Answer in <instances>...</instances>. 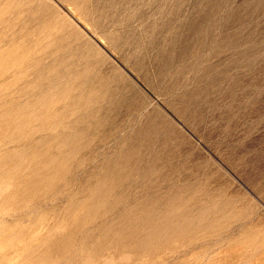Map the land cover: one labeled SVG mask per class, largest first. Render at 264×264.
<instances>
[{"label":"rangeland","instance_id":"obj_1","mask_svg":"<svg viewBox=\"0 0 264 264\" xmlns=\"http://www.w3.org/2000/svg\"><path fill=\"white\" fill-rule=\"evenodd\" d=\"M74 1L28 0L54 18L47 36L21 23L26 0H0V264H264V0ZM59 43L87 58L89 107L38 99L34 77ZM133 149L112 183L110 162ZM137 156L154 170L140 176ZM101 180L123 199L111 213L87 205ZM177 189L221 204L205 217L216 225L140 250L107 225Z\"/></svg>","mask_w":264,"mask_h":264},{"label":"bare ground","instance_id":"obj_2","mask_svg":"<svg viewBox=\"0 0 264 264\" xmlns=\"http://www.w3.org/2000/svg\"><path fill=\"white\" fill-rule=\"evenodd\" d=\"M24 2H25V0H24ZM27 2H28V0H26V5H22L21 7L19 6L18 9H17V11L19 12V14H22V17L20 19L21 23H23V22L26 23V22L32 21L33 24H37L38 23L40 25V27L43 29L42 31H45V30H48V29L53 30L52 28H49L51 26V23H50L51 20L50 19H52V18H49L50 16L48 17L47 15H45V17H47V18L44 19V15L42 14V16H43L42 17L40 11L38 12V10H37L38 7H36V5H28ZM68 2L71 4L70 1H68ZM74 2L75 1L73 0V3L72 4H74ZM14 4H13V6H14ZM22 4H23V2H22ZM53 19H52V21H53ZM55 24L56 23H54V25ZM56 28H58V27H54L55 30H56ZM55 30H53V31H55ZM47 36H48V33H47ZM50 36L47 37V38L50 39ZM51 38H52V36H51ZM54 41H58V38L56 40H54ZM56 47L57 48H61V50L60 51H54V53H55L54 56H51L50 55V58H48L47 61H44L43 63L41 62V64H42L40 66L41 69H40V71L36 72V77H34L35 79L37 78L36 80H40L41 77H43L44 80H43V78H42V80H43V82H46V85H47V87H41L38 90V92H37L38 99L40 101H43L44 99L45 100H49V98L52 96V94H55L57 97L60 98L61 95L65 94V93H67V94H71L72 93L71 94L72 95L71 96V99H72L71 103L73 102L72 105L74 107L72 109H76V110L79 109L80 106H83L85 108V107H89L90 105L96 103L97 101H96L95 97L92 95V93H93L92 91L93 90H92V83L90 82L91 81L90 77H88V79H87L85 77V75L82 76L83 73H85V72L88 71L87 68L89 67L88 62L86 61L87 58L81 55L82 50L79 47H71L69 44H66L65 45V44H61V43L56 44ZM57 48H55L54 50H57ZM58 65L63 66L62 67L63 69H58V68L56 69L55 67H57ZM52 69H53V71H52ZM49 70H51L52 75L46 74ZM37 74H39V76H37ZM81 78H84L85 79V85H84V87L82 89H79L78 90V88L76 87L77 86V84H76V86L74 87V89L71 87L72 89L70 91L69 90L70 86L71 85H74L76 82L80 81ZM98 81H99V79H98ZM78 87H80V86H78ZM56 90H58L59 94L56 92ZM74 91L76 92V94H75ZM97 94H95V95H97ZM101 95H104V94H101ZM54 98H55V96L53 97V100H54ZM97 99L100 100L98 97H97ZM44 103H46V101ZM50 103L51 102L48 103L49 106H47V109L50 108V106H51ZM28 108H29V106H28ZM28 108H27V110H28ZM50 110L51 109H49L47 111H50ZM82 110H84V109H82ZM83 112L85 113V111H83ZM88 113H90V112H88ZM88 113H87V110H86V113L85 114L87 115ZM91 114H93V113H91ZM91 114L89 116H92ZM5 124H11V123L5 122ZM58 125H59V123H58ZM58 125H57V127H59ZM140 137L141 136L138 133V135L136 134V137L135 138L136 139L138 138V140H139ZM147 139H149V138H147ZM139 142L143 143V144H140V146H144V147H146V146L148 147L149 146V143L146 144V143L142 142V140L141 141L139 140ZM146 142H148V141H146ZM147 151H148V149H147ZM136 152L138 153L139 150L138 149L130 150V153H128V152L125 153L124 156H120V159H117V160H114V161L110 162V164H112L111 166H113L115 168H113V170L108 169V172H106V174H105L106 176H108L106 178H109V176H111L109 178V180L113 181L112 183L115 182L116 185H117V183H119V182H116L118 177H119L118 180L124 179L125 174H128L130 172V170L127 169V166H128L127 164H128V161H129L127 159L128 158L131 159L132 155H134L133 153H136ZM150 152H152V151H150ZM136 155H134V156H136ZM133 159L136 160L135 167H137V168L135 170L138 171V173H139L140 176H145V174L147 172L154 170L152 168L153 166L150 165V164H148V166H150V167L147 168L146 170H143V171L142 170H139L140 169L139 168V163L142 162V159L143 158L141 159L140 156H137V157H134ZM113 162L116 163V165L115 164L113 165ZM133 164H134V162H133ZM109 168H111V167H109ZM151 174H152V172H151ZM106 181L108 182L107 179H106ZM96 186L97 187L94 189V193L97 191V193L99 195H101V198L99 197V200H95L94 197L90 196L92 199L93 198L94 199L91 200V201L89 200L90 202H87V205L88 206L91 207L92 205H95V204H97V205L98 204H100V205L107 204L108 205L107 208L109 207V210L107 208H106V210L109 211V213H111L112 210L115 209V207L117 205H122L123 204V199L122 198H117L116 197V200L110 198L111 195L114 194L115 187H118V186H115L114 188H112L113 187L112 185H109V186L105 185V186H103V181L102 180L100 182H98V184ZM186 193H187L186 192V189H182V190H178L177 189V190H174V191L170 192L167 195H164L163 197H159V199H150L146 195L145 198H143L142 200H140V201H138L136 203L128 202V204L126 206H127V209H128V207H129V209L128 210H125V208L122 209L123 211L121 213H118L117 215H115L113 217V219H111L112 222L109 223V224H107V225L110 226V225L115 224L117 222L120 223L121 226H122V230H120V232H121L120 234L123 235L126 239H129L130 241L133 240V243L132 244H134L135 247H138L139 250L142 247L144 248L146 246V244H147L148 241H153V242L157 243V242H159L160 239H163V238H167V239H169V238L170 239L171 238H181V237H184L187 234H192L194 232H198V230H201V229L203 230L204 227H205V229L206 228H210V227H214L216 225V224H214L215 222L211 226L210 224L205 223V217H207L208 215H212L214 217H217L218 211L221 209V206L222 205L221 204H218L215 201L214 202H208V204L200 205L199 199L197 200L194 197L193 198H189L188 197L189 195H187ZM190 201L193 202V203L198 202L199 204L198 203L191 204ZM188 203H190L191 205L188 206L187 205ZM85 206L86 205H84V207ZM110 206H111V208H110ZM124 207H125V205H124ZM225 207H227V206L224 205V208ZM128 213H129V215H128ZM134 213H135V215H139V216L136 217V218L131 219L129 216L132 215V214H134ZM136 213H138V214H136ZM135 215H133V216H135ZM226 216H227V214H225V215L222 214V217H226ZM239 228H241V227H239ZM239 231H240V229H239ZM230 235H231V233H230ZM240 235L241 236L242 235L243 236L244 235L247 236V234H240ZM218 238L221 239L220 236ZM242 238H243L244 241H242V239L240 237V239H241V241H239L240 243L241 242H245V238L244 237H242ZM238 240H239V238H238ZM248 241L251 242L250 239ZM124 243L126 245L128 244V242L127 243L124 242ZM240 243H239V245H240ZM248 243L249 242H247L246 244L248 245ZM246 244L244 245L243 243H241V246L242 245L247 246ZM249 245H250V243H249ZM134 246L132 245V247H134ZM241 248H244V247H241ZM246 248H248V247H246ZM127 249H128V247H127ZM137 249H136V251H137ZM134 250H135V248H134ZM151 251H153V250H151ZM127 258H129V257H127ZM112 262H113V260H109L108 261V264H111ZM248 262H246V263H248Z\"/></svg>","mask_w":264,"mask_h":264}]
</instances>
